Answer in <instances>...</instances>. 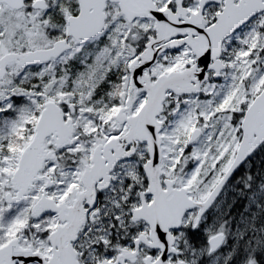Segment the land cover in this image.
<instances>
[{
	"label": "snow or ice",
	"instance_id": "1",
	"mask_svg": "<svg viewBox=\"0 0 264 264\" xmlns=\"http://www.w3.org/2000/svg\"><path fill=\"white\" fill-rule=\"evenodd\" d=\"M0 264H264V0H0Z\"/></svg>",
	"mask_w": 264,
	"mask_h": 264
}]
</instances>
